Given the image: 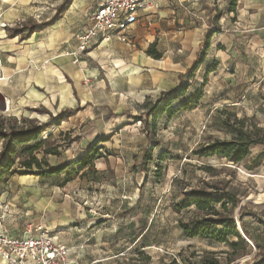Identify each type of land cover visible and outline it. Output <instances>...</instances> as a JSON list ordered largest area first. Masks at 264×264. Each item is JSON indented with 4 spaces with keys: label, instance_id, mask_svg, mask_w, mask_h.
Masks as SVG:
<instances>
[{
    "label": "rangeland",
    "instance_id": "rangeland-1",
    "mask_svg": "<svg viewBox=\"0 0 264 264\" xmlns=\"http://www.w3.org/2000/svg\"><path fill=\"white\" fill-rule=\"evenodd\" d=\"M64 1L1 2L0 32L4 33L0 35L4 34L7 38L16 35L20 40L33 34V42L44 44L42 49H35L34 52L43 55L48 48L45 46L48 37L52 41L66 35L68 40L76 32L79 33L99 2L69 0L66 4ZM244 2L245 13L239 20L226 13L223 30L229 35L228 42L225 44L224 40L223 46L217 47L220 52L209 54L208 67L216 63V70L207 76L202 99L197 104L180 110L171 118L167 114L159 116L153 131L134 117H143L145 105L149 107L157 96L149 97L147 102L146 97H138L136 101L141 102L138 104L140 107L133 102L131 111L127 113L119 115L107 111L110 116L100 128L105 137L95 141L91 133L98 129L84 121L85 108L78 105L70 110L75 112L70 118L62 116L65 122L60 123L59 128L49 126L41 136L45 139L51 134L46 147H59L58 156L47 157L49 166L67 169L40 182L30 176H17L0 185L1 225L7 224L19 235L26 234L27 226L35 224L48 229L55 227V232L67 230L61 233V239L75 248L77 243L83 248L74 254L77 264H202V259L206 257H214L221 264L228 259H232L229 264H256L260 256L243 232L240 235L246 245L233 254L227 244L185 237L179 222L188 223L193 219L196 216L194 207L181 212L174 210V205L190 188L205 187V183L217 186L226 183V188L238 200L232 214L237 229L240 228L238 218L241 215L250 237L264 245V225L258 222V219L264 221V157L255 160L261 153L264 156V9L250 6L248 0ZM59 9L63 10L58 15ZM149 16L145 15L130 30L129 42L114 38L107 43L119 41L137 51L142 48L137 44L140 36H147L151 28L155 37L149 36L146 41L158 37L166 51L175 53L182 42L171 30L174 25L169 24L170 19L164 22L159 16ZM54 18L56 20H52ZM154 23L156 26H153ZM233 35H236L235 38ZM54 41L55 46L62 47L61 40ZM36 46L42 45L34 44L32 48ZM48 49L46 52H49ZM107 49L108 46L101 49L96 46L79 56L88 66L99 67L109 75L108 71L114 64L111 62L113 56L105 51ZM183 59L180 60L181 67L188 63ZM114 62H118L115 65L119 67L120 62ZM70 65L74 66L72 62ZM166 67L172 70L177 65ZM203 82L204 68H200L191 80L184 78L174 91L182 85H188V88L172 103V108L185 103L204 85ZM91 87L96 88L97 84ZM34 93L38 95L40 92L35 90ZM3 98H6L10 109L8 106L4 108ZM165 98L162 96V101ZM8 99L0 95V117L6 121L11 119L19 123L22 119H31L42 126L49 122L42 117L46 109L41 104L35 106L36 109H27L29 115L23 116L14 110L13 103ZM45 105L50 107L48 103ZM55 115L53 113L51 117ZM147 123L151 127V118L147 119ZM227 124L243 126L258 141L250 147L248 159L235 164L216 155H194V151L201 146L229 140L232 132ZM101 140L103 143L97 144ZM155 142L154 159L161 152L165 153L162 161L158 162L161 171L156 175L157 161L150 162L145 176L140 171L141 158L144 150L151 148ZM94 144H97L98 154L92 163L80 168L77 160L84 157V148L89 150ZM56 205L58 208H55ZM63 217L76 223L72 222L73 225L68 227L55 226L57 219L59 224L67 221ZM229 241L234 242L235 239L230 238Z\"/></svg>",
    "mask_w": 264,
    "mask_h": 264
},
{
    "label": "crops",
    "instance_id": "crops-1",
    "mask_svg": "<svg viewBox=\"0 0 264 264\" xmlns=\"http://www.w3.org/2000/svg\"><path fill=\"white\" fill-rule=\"evenodd\" d=\"M146 1L148 2V8L140 12L139 21H142L145 15H150L148 18L159 16V19L164 22L166 19H170L169 24L174 25L171 30L178 35L180 42H182V46H179L175 53L166 51L160 45L161 39H158V37H156L157 39H148L146 41L147 37L154 35L151 28L148 29L150 32L147 36H140L141 39L137 44L142 46V48L137 51H132L119 41L101 43L99 45L100 49L108 46L105 51L113 56L112 64H114V61L120 62L119 67L115 64L113 65L114 67L108 71V75L103 73L99 67L88 66L85 60H81V56L74 54L77 45L74 36L78 32L68 40L65 39L66 35H62L60 39L53 38L52 41L48 37L47 45L45 46L52 49L47 48L49 52H46V49L43 55L34 52L35 49L43 48L44 44L42 42L34 40L33 43H26L33 34H29L20 40L16 35L12 38H7L3 34L0 35V90L2 95L9 97L13 103L12 107L14 110L23 114V116L24 114L29 115V110L36 109L35 106L39 107V104H41L51 115L53 113L56 114L54 118L47 113L42 115L49 121L47 124H52L57 116L66 115L67 118H70L71 114L75 113L70 110L79 105L85 108L83 110L85 114L84 121L89 122L90 126L94 124L98 129V131L94 129L91 133L94 137L93 141L99 138L102 139L105 136L100 128L103 127L111 113L119 115L123 114V112L127 113L131 111L133 102H136V105L141 104V102L136 101V98L146 97L145 101H150L149 97L157 96L158 98L162 93H167L178 87L184 78L187 79L192 63L199 56L207 37L210 35L204 62L198 68V70L204 68L205 72L206 68H208L207 60L210 56L209 54H213L214 51L220 52L221 50L218 51L217 47L223 46L224 40L225 44L228 42L229 35L225 32L226 30H223L226 13L232 15V18L239 20L245 13L243 6L245 4L244 1L247 0H239L237 2L239 7L236 4L235 12H228L229 0L227 2L221 0ZM248 4H251L250 6L252 7H262L264 9V0H248ZM250 6H247V8L249 9ZM188 9H192V11L190 12ZM217 12H220L221 15L218 19H215ZM147 22L149 23V21ZM234 24L238 23L234 22ZM153 26H156V24L154 23ZM130 30L126 33L128 39H130ZM234 32L233 34H235ZM2 33L0 32V34ZM34 34L36 35V33ZM235 36L233 35L234 38ZM54 40H61L60 46L62 47L55 46ZM38 43L42 46L32 48L34 44ZM150 45L153 46L154 51L160 56L158 59L146 54ZM181 59L188 60L184 67L180 66ZM70 62L74 66H71ZM169 64L177 65V67L170 70V68L166 67ZM129 69L131 71L127 73L126 71ZM113 70H115V73H112ZM96 84V88L91 87ZM34 89L40 93L37 95L34 93ZM45 103H48L50 107L45 105ZM141 106L143 107L144 105ZM138 107L140 106L138 105ZM106 113L108 117L105 116ZM64 122L65 118L61 123L63 124ZM54 127L59 128L60 125ZM58 149L59 147H57V151ZM86 151L87 148H84L83 153L85 154ZM35 155L38 159L43 156L41 151ZM47 157L53 158V155L46 156V160ZM30 177L37 181L39 180V182L44 180V178L37 176L30 175ZM55 208H58V205ZM65 220L67 221L59 224L60 222L57 219L55 226L58 224V226L66 225L68 227L76 223L74 220L69 222L67 218ZM0 229L6 230L11 236H22V234L15 233L14 229L11 230L7 224L0 225ZM43 229L48 228L43 227ZM54 229L55 227L48 230L52 232V236L56 237L60 243L67 245L75 253L83 250L81 244L77 243L75 248L61 239V233L67 230L62 229V231L55 232ZM75 258L77 259V257Z\"/></svg>",
    "mask_w": 264,
    "mask_h": 264
},
{
    "label": "trees",
    "instance_id": "trees-1",
    "mask_svg": "<svg viewBox=\"0 0 264 264\" xmlns=\"http://www.w3.org/2000/svg\"><path fill=\"white\" fill-rule=\"evenodd\" d=\"M66 4L69 0H65ZM64 1V2H65ZM239 0H229L228 12H235L236 4ZM64 8V7H63ZM59 9L58 15L61 13ZM221 13L217 12L215 19L220 17ZM52 20H56L55 18ZM42 28V27H41ZM209 37H207L203 48L199 56L194 60L187 75V80H191L195 72L202 65L205 58V52L209 46ZM147 55L154 56L158 59L160 56L154 51L152 45L146 51ZM216 70V63L206 68L204 72V82L201 88L197 89L192 95H190L185 103L179 104L176 109L172 108V103L183 95L188 85L180 86L175 92L171 90L167 93H162L155 101L146 107L144 115L135 116L134 119L144 122L147 125L148 130H155L156 119L167 114L169 118L174 116L182 109H186L189 106L197 104L203 96V87L206 84L207 76ZM162 96L166 98L162 101ZM147 102V101H146ZM44 113L51 114L44 110ZM151 118V127L148 126L147 119ZM64 120V117L58 116L54 119L52 124L38 125L34 120L22 119L19 123L16 120L5 119L0 117V185L7 182L14 176H37L41 178H48L54 174H58L64 167L51 168L46 160V156H57V146L46 147V141L51 138V134L46 136L47 138L41 139L43 133L47 131L49 126H59ZM228 125V124H227ZM231 129L232 136L227 141H214L205 146L199 147L194 151V155L197 157L218 156L224 158L227 161H231L235 164H239L250 157V147L258 143L253 134L249 131H245L243 126L233 127L228 125ZM63 135V137H65ZM103 142L98 141L97 144ZM97 144H94L91 149L87 150L84 157L77 160V164L80 168H84L94 160L97 152ZM157 145V142L149 148L145 149L140 162V171L147 176L148 164L150 162L157 161L156 175H159L161 167L159 161H162L164 152H161L155 159L153 157V149ZM42 152L43 156L38 159L36 153ZM263 153L259 154L255 160L263 158ZM68 166V165H67ZM35 170V171H34ZM205 187L190 188L189 191L184 193V197L181 201L174 205L176 212L194 207L196 216L188 221V223L179 222V227L187 238H201L210 239L218 243L227 244L233 254H237L239 247H245V242L237 230V224L232 218L233 209L237 206L238 200L236 195L226 188V183L222 186L211 185L209 183L204 184ZM218 206V208H216ZM243 216H239L238 222L242 232L251 240L252 244L257 249V255L260 256L256 264H264V245L258 244L253 240L249 233L246 231L243 221ZM260 224L264 225V221L258 219ZM235 239L234 242H230L229 239ZM232 259H228L224 264H229ZM202 264H221L218 259L214 257H206L202 259Z\"/></svg>",
    "mask_w": 264,
    "mask_h": 264
},
{
    "label": "built area",
    "instance_id": "built-area-1",
    "mask_svg": "<svg viewBox=\"0 0 264 264\" xmlns=\"http://www.w3.org/2000/svg\"><path fill=\"white\" fill-rule=\"evenodd\" d=\"M147 8L146 0H100L75 36L74 54L82 55L114 38L129 42L126 33L138 23L140 12ZM3 102L7 109L6 98ZM25 232L22 236H11L0 229V260L5 264H77L75 252L60 243L48 229L29 225Z\"/></svg>",
    "mask_w": 264,
    "mask_h": 264
},
{
    "label": "bare ground",
    "instance_id": "bare-ground-1",
    "mask_svg": "<svg viewBox=\"0 0 264 264\" xmlns=\"http://www.w3.org/2000/svg\"><path fill=\"white\" fill-rule=\"evenodd\" d=\"M5 0H0V5H1V2H4ZM33 39H34V35L29 39L27 40L26 43H33ZM103 43H107V41L103 42ZM104 45V44H103ZM101 47V46H100ZM29 48V47H28ZM27 54V53H26ZM114 64H117L118 65V62H114ZM112 73H115V70L112 71ZM43 75V74H42ZM76 75V74H75ZM44 84V83H43ZM0 264H5L2 260H0Z\"/></svg>",
    "mask_w": 264,
    "mask_h": 264
},
{
    "label": "water",
    "instance_id": "water-1",
    "mask_svg": "<svg viewBox=\"0 0 264 264\" xmlns=\"http://www.w3.org/2000/svg\"><path fill=\"white\" fill-rule=\"evenodd\" d=\"M237 230H238L239 234L242 235V231H241V229L239 228V229H237Z\"/></svg>",
    "mask_w": 264,
    "mask_h": 264
}]
</instances>
